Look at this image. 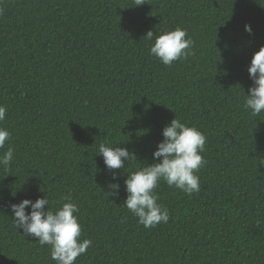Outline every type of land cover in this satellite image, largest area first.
<instances>
[{
	"label": "trees",
	"instance_id": "16d2710c",
	"mask_svg": "<svg viewBox=\"0 0 264 264\" xmlns=\"http://www.w3.org/2000/svg\"><path fill=\"white\" fill-rule=\"evenodd\" d=\"M132 4L0 0V126L11 133L0 153L14 146L0 166V264H56L47 245L15 228L10 209L45 194L53 209L62 195L79 206L92 245L75 264H264V112L242 106L264 45V0ZM176 27L194 54L169 67L149 55L144 35ZM175 116L207 137L200 190L189 196L161 181L170 219L144 228L123 206L124 180L153 163ZM101 143L136 156L116 170L117 197Z\"/></svg>",
	"mask_w": 264,
	"mask_h": 264
},
{
	"label": "clouds",
	"instance_id": "9594fccd",
	"mask_svg": "<svg viewBox=\"0 0 264 264\" xmlns=\"http://www.w3.org/2000/svg\"><path fill=\"white\" fill-rule=\"evenodd\" d=\"M146 2L133 0L132 6H141ZM245 31L251 34V26L246 24ZM144 38L151 42L149 55L165 66L187 60L194 54V41L188 36L187 30L180 27L160 30L159 34H154L150 29ZM247 70L252 85L244 96L242 106L251 116L258 117L264 112V45L252 55ZM6 114L7 108L0 104V122L5 121ZM162 136L163 139L153 151V163L128 173L124 180L127 195L123 206L144 228H155L170 219L169 209L158 203L159 196L155 190L159 183L163 181L169 188L180 189L191 196L200 190V178L196 173L207 164L202 155L206 151L207 137L196 126H190L175 116L163 127ZM10 140L11 133L0 126V149L5 148L6 142ZM13 152L14 146L9 143L6 151L0 153V166L7 168L11 164ZM96 154L102 155L104 165L112 176L108 183L111 189L109 196H119L120 184L116 170L124 169L125 161L129 163L136 159L135 154L126 147H113L105 143L99 145ZM259 164L264 166V160ZM57 204L53 209L46 194L34 201L24 198L10 204L12 221L25 237L36 238L42 247L47 245L51 259L56 264H75L77 258L92 245V240L82 238V225L76 215L80 209L70 195H62ZM45 205L49 207L46 209ZM29 206L30 211L27 210ZM255 223L259 227L261 220L257 219Z\"/></svg>",
	"mask_w": 264,
	"mask_h": 264
}]
</instances>
